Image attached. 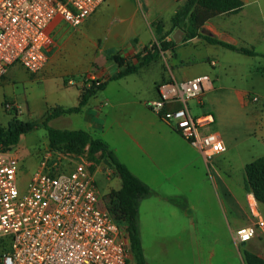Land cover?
Segmentation results:
<instances>
[{
	"label": "rangeland",
	"instance_id": "obj_1",
	"mask_svg": "<svg viewBox=\"0 0 264 264\" xmlns=\"http://www.w3.org/2000/svg\"><path fill=\"white\" fill-rule=\"evenodd\" d=\"M120 1L119 8L110 7L113 12L105 15L108 18L115 16L111 25L101 23L94 32L89 29L90 25L100 20L105 10L98 12L93 21L88 20L75 28L60 23L53 32L48 53L49 65L44 72L31 74L18 65L10 67L8 78L12 94L0 105V125H6L8 120L14 118L40 122L44 111L58 106H76L78 88L69 86L78 87L90 75L103 82L119 68L110 55L123 51L133 36L138 38L137 41L130 39V45L123 51V55H138L143 46L158 43L152 22L159 21L164 33L168 35L167 39H173V34L178 29L171 28L170 17L184 0ZM130 15H134L132 30L128 29L129 23L125 22V18ZM242 18L239 17L240 21H243ZM111 29L119 31L118 39L109 38L108 32ZM103 49L110 53H105ZM212 49L224 52L231 64H234V61H250L251 65H254L262 61L259 56L249 58L219 46ZM169 55L170 59L174 60L169 51L161 52L156 61L140 68L135 74L110 81L105 89L96 92L95 97L91 98L79 113L62 115L51 120L49 126L90 132L92 136L106 143L118 156L119 161L126 162L136 172L135 167L139 161L146 165L147 160L133 145L124 128L135 124L134 120L158 122L157 116L147 108L146 103L154 93L155 84L163 81L162 79L167 80L171 68L175 69L171 62L169 66L163 60ZM200 67L211 73L212 69L216 71L218 68H212L204 62ZM218 73L225 84L243 87L242 69L232 72L224 64ZM209 76L214 78L213 74ZM60 81L69 88L60 87ZM85 89L87 87L83 84L82 90ZM209 91L205 93V101L214 102L215 98L221 97V92ZM230 92H226L227 95ZM8 103L10 107L6 106ZM227 105H233V113L241 123L219 127V135L226 148L224 153L214 157L208 164L202 160L201 167L197 166V162L195 169L186 170V176L174 175L167 178L161 172L152 175L146 171L139 172L140 180L150 189L149 196L139 202L137 218L141 247L147 264H190V259L186 257L196 250L204 253L213 250L218 253L232 249L236 255L243 250L261 255L264 250L262 236L239 245L232 239V232L249 222L248 213L244 214V210L248 211V206L243 167L257 153L249 151L247 147L248 143H256V139L254 135L248 134L245 125H242L245 120L244 110L235 101L233 104L228 102ZM261 107L258 100L253 104L257 111ZM200 108L191 103V114L198 116L201 113ZM216 129L218 130V127L212 130ZM45 147H49L46 131L38 126L22 135L18 144L10 149L11 152L17 153L19 191L25 189ZM77 155L87 161L86 147ZM96 157L99 158L97 164L88 161L89 166L94 167L90 173L100 197V204L106 207L109 192L118 189L120 180L100 158L99 153ZM165 197H173L174 203L168 198L164 199ZM258 210L264 217V204H259ZM218 256L220 255L212 259L213 264H223L222 258ZM128 264H136L131 255Z\"/></svg>",
	"mask_w": 264,
	"mask_h": 264
},
{
	"label": "built area",
	"instance_id": "obj_2",
	"mask_svg": "<svg viewBox=\"0 0 264 264\" xmlns=\"http://www.w3.org/2000/svg\"><path fill=\"white\" fill-rule=\"evenodd\" d=\"M104 1L0 0V80L14 65L39 73L57 26H80ZM97 80L86 77L84 87ZM210 89L207 76L171 78L157 84V97L147 103L206 164L226 148L212 130L213 115L193 116L189 102L202 105L201 96ZM18 170L17 153L0 145V264H128L125 227L100 204L86 159L45 147L23 191L17 187ZM252 197L246 196L249 222L232 232L236 245L264 236V217ZM259 256L264 258V250Z\"/></svg>",
	"mask_w": 264,
	"mask_h": 264
},
{
	"label": "crops",
	"instance_id": "obj_3",
	"mask_svg": "<svg viewBox=\"0 0 264 264\" xmlns=\"http://www.w3.org/2000/svg\"><path fill=\"white\" fill-rule=\"evenodd\" d=\"M241 1L243 2V6L239 12L223 13L211 17L201 26L199 33L203 36L212 37L227 44L234 45L236 47L252 49L255 53H257V55L255 56H259L262 59L261 62H257L256 64L251 65L250 61L243 63H238L234 61V64H231L229 58L224 52L214 51L217 49H212L216 46L219 47L222 46L217 44H210L202 36H196L194 38L184 40V36H185L184 32L183 30L178 28L175 29L182 31V38L180 42L175 43L173 39H167L168 35H166L165 37L166 41L172 40L175 43V45L162 52L165 53L169 51L172 57L174 58V60H171L170 55L167 56L168 59L165 57L163 58V60L166 61L169 66H170V62L172 63L173 66H175V69L172 70L171 68L170 76L168 79L173 78L175 80H187L199 75L207 76L209 78L210 77L209 75L213 74L214 78L212 77H211L212 79L210 78L212 81V89H210L211 91L209 92L212 91L221 92V97L215 98L214 102L211 101L207 102L205 101V93H206L205 92L201 96L202 105H200L199 107H201L200 108L201 113L204 111H208L213 115L214 117L213 128L215 129L216 127H218V130L216 129L218 133H219V127L222 125L233 126L241 123L240 120L233 113L234 111L233 105L229 107L227 105L228 102L233 104V102L235 101L238 104V106L244 110L245 120L243 121L242 125H245L248 134L254 135L256 139V143H248L247 145L249 151L252 150L257 153L256 156H253L248 161L251 162L257 157L264 156V0H241ZM120 4H121L120 0H105L89 15V17L82 24L86 23V21L88 20L89 22L93 21L94 17L98 12H103V10H105L106 14L104 13L102 15V18H100V20L96 22L97 24L94 23L90 25L89 29L94 32L96 28L100 26L101 23H106V24L108 23L111 25L115 16H113V18L110 17L108 18L105 15L113 12V9H109L110 7L119 8ZM181 5H179L176 8V10ZM175 11L173 12V14L175 13ZM173 14L171 15V17L173 16ZM133 17L134 15H130L127 18H125V22L129 23L128 29L130 30H132L134 23V20H132ZM239 17H243L242 18L243 21H240ZM153 23L154 22H152L151 24ZM108 34H109V38L116 40L118 39L119 37L118 34L120 33L118 30L111 29V31H109ZM136 38H137L136 36H133L130 39L136 42L138 39ZM130 39L128 42L124 40L125 42H127L125 45L126 48L124 50L128 49V46L130 45L129 44ZM146 46H150V43ZM146 46H143L142 49ZM103 51H105V53H110L104 49ZM123 51L117 53H119L121 56L125 58L131 57V56L123 55L122 54ZM241 55L249 58L255 57L244 54ZM153 62L154 61H152L151 63ZM202 62L208 64L212 68L214 67H218V68L216 71L212 69L213 72L211 73L210 71H207L200 67ZM223 63L227 66L228 70L232 72L235 71L236 69L238 70L242 69L244 81L243 83L240 81L242 83L240 84L243 87L240 86L238 87L236 86V84L228 85L224 83L222 76L219 75L218 73L222 65H224ZM48 65H49V58L45 63L44 67L40 70V72L42 73L44 72V70H47ZM177 65L179 66L176 67ZM8 71L0 80V105L3 103V101L8 99L7 98L8 96L12 94L11 92L12 87L10 88L11 84L8 78ZM108 77L103 80V82H107L105 88L110 82L108 81ZM162 80L165 81L164 79ZM160 82L162 81H159L155 84L154 93L151 96V98H149L147 103L157 97L156 86ZM82 85L83 84L81 82V84H79L78 87L69 86V87L78 88L77 89L78 102L83 91ZM59 86L62 88H69L67 86H64L61 81ZM229 91L231 92L229 95H227L226 92ZM251 93L254 94L251 95ZM95 94L88 99L84 107L88 105L91 98L95 97ZM251 97H258L257 99L258 102H261L262 107L259 111L253 108V104L256 103L257 101H251L250 100ZM191 103L198 105L197 100H191L189 102V107ZM99 104L101 105V102ZM44 114L45 111L43 112L41 118H43ZM155 115L157 116L158 122L156 120L154 122H142V121L134 120L135 124L131 125L129 128H124L125 133L131 137V142L133 143V145L137 147L140 153L143 154L147 160L146 165L142 161H139L138 165H136L135 167L136 172H134V170L126 162H124V164L128 167V169L138 178L140 177L139 172L142 173L145 171L149 172L150 175L154 174L155 172H161L165 175V177L169 178L174 175L186 176L187 175L186 170L195 169L194 167L197 164V162H198L197 166L201 167L202 166L201 164L204 161L201 155L196 150H194L169 125L164 123L157 114ZM7 123L6 125H0V127L2 128L7 127ZM254 144H258V146H255ZM116 157L118 158L117 155ZM119 187L120 184L118 188ZM224 187L226 189V184L224 185ZM247 195H249V193H247ZM167 198L169 201H172L173 197H165L164 199L167 200ZM257 204L259 205L261 203H257ZM247 213L248 211L244 210V214ZM262 239H264V236H262ZM228 251L218 252L219 253L218 254L213 250L205 253L196 250L194 252H191L190 255L186 257V259H190L189 261L190 264H213L212 259L216 257V255H220L218 257L222 258L223 264H244L241 253L237 252L236 255V253L232 249ZM143 257H144V264H147L144 251H143Z\"/></svg>",
	"mask_w": 264,
	"mask_h": 264
},
{
	"label": "trees",
	"instance_id": "obj_4",
	"mask_svg": "<svg viewBox=\"0 0 264 264\" xmlns=\"http://www.w3.org/2000/svg\"><path fill=\"white\" fill-rule=\"evenodd\" d=\"M243 2L241 0H185L171 17V28H178L184 32V40L202 36L208 43L217 44L226 49L248 55L255 56L252 49L236 47L219 41L215 38L203 36L199 33L201 26L208 19L223 13H237L241 10ZM158 43H151L142 49L138 55L128 58L119 53L111 54L110 58L119 67L109 77L108 81L118 80L126 75L136 73L140 68L155 61L160 52L174 46L175 43L166 41V33L163 26L158 21L151 24ZM98 82L100 80H97ZM107 82H99L91 88L85 89L79 102L74 107H54L47 110L40 122L21 121L17 118L11 119L7 127H0V145L5 149L15 147L22 135L41 126L46 131L48 146L52 149L63 150L73 154H80L86 147L87 161L97 164L100 154L102 160H106L112 173L120 180V187L109 192L106 208L112 214L113 219L119 225L125 227L124 236L128 243L129 253L136 264H144V257L137 227L139 202L147 198L150 194L149 187L136 177L128 167L118 160L114 152L106 143L85 130L57 129L49 126V122L62 115L79 113L86 105L88 99L98 90H103ZM93 165L90 170L93 169ZM244 189L251 194L257 203L264 204V156H260L248 162L243 167ZM174 202V199H172ZM244 264H264V258L248 251L241 252Z\"/></svg>",
	"mask_w": 264,
	"mask_h": 264
},
{
	"label": "water",
	"instance_id": "obj_5",
	"mask_svg": "<svg viewBox=\"0 0 264 264\" xmlns=\"http://www.w3.org/2000/svg\"><path fill=\"white\" fill-rule=\"evenodd\" d=\"M181 38H182V31H181V30H178V31L173 35V41H174L175 43H179L180 40H181ZM104 163H105L108 167H110V164H109L106 160H104Z\"/></svg>",
	"mask_w": 264,
	"mask_h": 264
}]
</instances>
